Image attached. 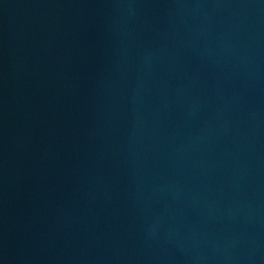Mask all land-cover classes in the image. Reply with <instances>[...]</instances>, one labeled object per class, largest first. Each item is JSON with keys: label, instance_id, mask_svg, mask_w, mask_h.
I'll return each mask as SVG.
<instances>
[{"label": "water", "instance_id": "obj_1", "mask_svg": "<svg viewBox=\"0 0 264 264\" xmlns=\"http://www.w3.org/2000/svg\"><path fill=\"white\" fill-rule=\"evenodd\" d=\"M0 264H264V0H0Z\"/></svg>", "mask_w": 264, "mask_h": 264}]
</instances>
